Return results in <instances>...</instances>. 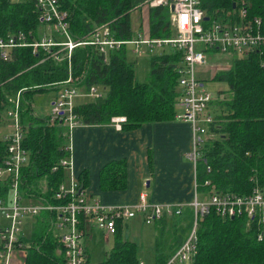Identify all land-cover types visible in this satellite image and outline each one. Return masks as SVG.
<instances>
[{
    "label": "trees",
    "instance_id": "16d2710c",
    "mask_svg": "<svg viewBox=\"0 0 264 264\" xmlns=\"http://www.w3.org/2000/svg\"><path fill=\"white\" fill-rule=\"evenodd\" d=\"M236 0H200L205 15L217 17L230 13ZM61 10L68 15V34L72 40H84L96 26L107 25L113 38L131 41L140 32L131 29L135 6L131 0H58ZM249 16L264 22V0H244ZM150 39H168L173 36L166 6L147 9ZM140 25V24H139ZM38 11L33 0H0V38L23 33L26 41L37 39ZM40 30V29H39ZM43 30V28H41ZM64 54L60 52L58 57ZM132 57H131V56ZM42 51L30 48L7 50V59H0V122L10 99L18 94L19 121L24 129L22 146L31 155V177L28 189L33 195L41 192L39 179L45 182L50 194L62 180V170L50 169L65 156L68 147L67 132L58 122L45 124L31 108L34 94L55 88L67 78V60H53ZM181 52L167 48L149 54L145 81H136L134 68L140 57L131 54L129 46L108 53L106 60L91 46L77 47L71 52L69 64L72 79L87 90L96 87L105 92L101 99L75 103L73 114L80 124H107L112 117H124L123 128L173 120L178 96L176 66ZM141 57V59H142ZM231 68L218 73L214 82L224 83L226 92H218L211 104L214 110L210 131L214 138L203 146L205 163L197 166V181L208 179L216 191L243 195L253 186L264 187V54L251 52L241 58H231ZM5 144L0 138V163ZM209 167L206 173L204 166ZM104 189L116 187L114 180H122L123 171L118 162L108 164L100 173ZM41 182V181H40ZM79 185L84 190L80 180ZM191 229L192 213L181 215ZM181 217V218H182ZM186 218V219H185ZM45 222L37 219L30 247L25 251L23 264H63V252L51 239ZM180 230L175 248L163 253L166 239L162 230L154 240L155 264H165L168 257L186 239ZM117 225L113 246L104 261L97 264H138V245L122 236ZM176 241V242H175ZM158 250V251H157ZM83 264H91L88 259ZM187 264H264L263 240H256L255 228L245 227L241 219H221L209 213L197 220L194 254Z\"/></svg>",
    "mask_w": 264,
    "mask_h": 264
},
{
    "label": "built area",
    "instance_id": "2783aa9c",
    "mask_svg": "<svg viewBox=\"0 0 264 264\" xmlns=\"http://www.w3.org/2000/svg\"><path fill=\"white\" fill-rule=\"evenodd\" d=\"M58 4V0H33L39 26L43 28L37 32L36 40L26 41L23 33L0 38L1 60L7 59V50L15 48H30L32 53L42 51L56 61L67 60V78L54 84L50 111L43 118L45 124L54 126L58 122L69 140L71 131L82 126L73 114L76 100L101 97L96 87L85 90L72 79L69 59L74 48L91 46L103 60L108 53L122 46H129L131 54L138 58L167 48L179 51L182 56L175 68L178 96L173 119L190 128V147L183 156L191 167L193 194L187 203H149L145 194H140L137 202L131 205H103L88 198L75 179L68 146L65 156L50 169L51 173L62 170V180L57 188L46 196L45 182L38 179L36 184H40L41 192L38 196L33 195L28 189L32 160L30 152L22 146L24 129L19 121L17 94L14 101L9 100L11 106L4 113L10 125L9 132L2 136L5 152L0 163V264H10L13 251H22L24 258L37 219L47 224L51 239L63 252V264L86 261L85 240L93 227L102 231L105 237L114 236L117 225L123 230L133 218L139 217L144 225H152L166 218H181L185 210L192 213L191 229L165 264L189 262L195 249L197 220L211 212L221 219H241L246 228L252 224L256 240L262 241L264 187L255 185L247 194L236 195L216 191L208 179L202 183L197 181V166L205 163L203 146L214 138V134L210 131L212 97L203 88L196 70L205 67L210 56L241 58L251 52L263 55L264 22L248 15L244 0H236L230 13L218 17L205 15L200 0H148V8H168L172 37L150 39L141 30L131 41H119L113 38L107 25H101L94 27L86 39L72 40L67 30L68 15ZM60 52L64 54L59 58ZM109 121L120 130L125 118L112 117ZM204 169L209 172L208 166ZM24 224L32 230L29 235L22 234Z\"/></svg>",
    "mask_w": 264,
    "mask_h": 264
},
{
    "label": "crops",
    "instance_id": "0c3cea01",
    "mask_svg": "<svg viewBox=\"0 0 264 264\" xmlns=\"http://www.w3.org/2000/svg\"><path fill=\"white\" fill-rule=\"evenodd\" d=\"M68 141L75 179L82 181L88 198L103 205H131L137 202L140 194H145L149 203H187L192 198V171L183 156L190 147V128L186 123L173 119L135 128H123L121 125L117 130L109 121L107 124L74 128ZM115 162L120 165L123 178L114 180L112 185L116 187L104 189L100 173L108 164ZM170 219L166 218V221ZM162 220L144 225L139 217L133 218L124 225L122 236L129 241H137L134 236L137 228L155 226ZM91 240L90 231L85 240L88 262L87 242ZM154 240L153 232L155 264Z\"/></svg>",
    "mask_w": 264,
    "mask_h": 264
},
{
    "label": "rangeland",
    "instance_id": "374dc122",
    "mask_svg": "<svg viewBox=\"0 0 264 264\" xmlns=\"http://www.w3.org/2000/svg\"><path fill=\"white\" fill-rule=\"evenodd\" d=\"M20 1V0H19ZM18 1V2H19ZM135 6V9L132 13L131 19V29L135 31L137 26L140 31L143 32L148 31V18H147V9L146 3L148 0H131ZM140 24V25H139ZM41 31V26L38 27L37 31ZM173 32V31H172ZM165 50V49H164ZM131 56V55H130ZM145 56V55H144ZM132 57V56H131ZM145 57H140V61H138L135 65V78L138 82H143L146 80L148 75V63ZM232 58H237L236 56ZM231 58L228 57H217V56H210L208 58V63L203 68H198L196 73L199 79L202 81L203 88L210 94L212 97V101L218 92H226L227 87L224 83L221 82H214L213 78L218 73H224L230 70L231 68ZM99 89V88H98ZM55 88H51L45 92L36 93L32 96L30 100L32 111H34L35 115H39L40 118H45L50 111V101L54 96ZM98 91V90H97ZM105 90L101 89L99 91L101 99L103 97ZM15 99H10V101H14ZM95 99H87V98H78L77 102H89ZM214 110L213 104L210 105L209 111L212 112ZM37 115V117H38ZM9 125L10 122L2 115V119L0 122V138L9 132ZM68 144L69 141H68ZM70 146V145H69ZM146 190V189H145ZM148 191V190H147ZM35 203V201H32ZM186 219V218H185ZM187 225L184 217L178 218L176 220L170 219V221H166V219L162 220V222L157 223L155 226L149 227H140L137 228L135 231V237L138 239L137 241L131 240L136 242L138 248L140 247V251L137 254L138 259L142 262V264H154L153 260V252H152V236L153 232L155 235V239H157L160 231L162 230L163 238L166 239L165 248L163 249V253H170L175 248L174 241L171 240L175 239L177 234L180 230H184V234L181 237H185L189 228H185ZM31 228H28V225L24 224V228H22L23 235H29L31 232ZM92 240L88 241L87 247L88 252L90 255V263L97 264L106 258L105 255L109 253L113 246V236L105 237L102 231L98 230L97 228L93 227L91 229ZM188 235V234H187ZM30 239V238H29ZM31 241V240H30ZM176 242V241H175ZM108 255V254H107ZM106 255V256H107ZM23 252L22 251H13L10 258V264H23Z\"/></svg>",
    "mask_w": 264,
    "mask_h": 264
},
{
    "label": "water",
    "instance_id": "95a60500",
    "mask_svg": "<svg viewBox=\"0 0 264 264\" xmlns=\"http://www.w3.org/2000/svg\"><path fill=\"white\" fill-rule=\"evenodd\" d=\"M232 8H233V5H232ZM204 20H205V18H204Z\"/></svg>",
    "mask_w": 264,
    "mask_h": 264
}]
</instances>
